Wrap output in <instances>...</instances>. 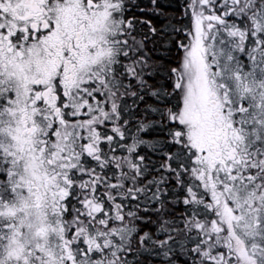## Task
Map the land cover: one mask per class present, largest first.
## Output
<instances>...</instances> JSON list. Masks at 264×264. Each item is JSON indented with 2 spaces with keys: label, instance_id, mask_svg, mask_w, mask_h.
<instances>
[{
  "label": "snow or ice",
  "instance_id": "6c2138e0",
  "mask_svg": "<svg viewBox=\"0 0 264 264\" xmlns=\"http://www.w3.org/2000/svg\"><path fill=\"white\" fill-rule=\"evenodd\" d=\"M0 264H264V0H0Z\"/></svg>",
  "mask_w": 264,
  "mask_h": 264
}]
</instances>
